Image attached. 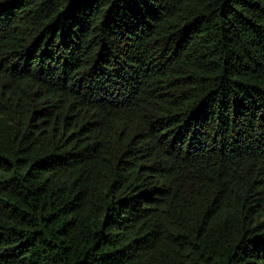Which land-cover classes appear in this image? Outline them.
I'll use <instances>...</instances> for the list:
<instances>
[{
  "label": "trees",
  "instance_id": "trees-1",
  "mask_svg": "<svg viewBox=\"0 0 264 264\" xmlns=\"http://www.w3.org/2000/svg\"><path fill=\"white\" fill-rule=\"evenodd\" d=\"M0 264H264V0H0Z\"/></svg>",
  "mask_w": 264,
  "mask_h": 264
}]
</instances>
